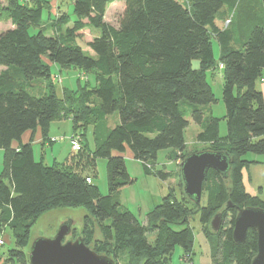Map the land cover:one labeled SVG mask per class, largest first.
Here are the masks:
<instances>
[{
	"label": "trees",
	"instance_id": "16d2710c",
	"mask_svg": "<svg viewBox=\"0 0 264 264\" xmlns=\"http://www.w3.org/2000/svg\"><path fill=\"white\" fill-rule=\"evenodd\" d=\"M109 1L67 0L71 14L61 13L50 23L42 21L48 0H6L0 6V20L11 24L0 32V232L9 228L15 241L5 263L28 264L30 231L42 215L82 208L81 240L116 264L123 253L128 260L122 264H168L176 247L181 259L191 262L190 217L197 216L209 235L217 213L222 217L211 264H250L256 254L255 231L249 229L237 245L232 230L238 208L264 209V197L250 196L242 183V170L251 164L244 156L264 155V99L255 88L264 77V0H249L263 13L244 37L236 36L235 20L245 0H120L116 27L103 20ZM92 28L99 32L81 43L91 51L84 52L77 40L81 31ZM31 29L37 32L30 34ZM213 40L219 48L218 65ZM51 64L82 71L84 86L75 92L64 88L59 97ZM218 67L226 123L222 138L218 119L208 113L215 99L206 79ZM36 79L46 82L47 92L39 97L26 90ZM115 113L117 121L108 127L107 117ZM62 119L71 121L70 140L78 142L79 150L62 163L36 161L31 143L21 144V137L38 129L44 143L50 140V124ZM190 122L197 126L195 142L204 151L225 152L232 159L228 177L207 172L204 203L197 213L182 190L177 198L170 189L141 223L117 199L134 183L125 154L140 164L145 176L166 181L174 174L156 170L157 153L171 149L181 160L195 153L187 152L184 140ZM89 126L93 150L84 144ZM97 159L106 161V194L94 182ZM95 230L101 238L94 237ZM149 234L155 236L152 243Z\"/></svg>",
	"mask_w": 264,
	"mask_h": 264
},
{
	"label": "rangeland",
	"instance_id": "374dc122",
	"mask_svg": "<svg viewBox=\"0 0 264 264\" xmlns=\"http://www.w3.org/2000/svg\"><path fill=\"white\" fill-rule=\"evenodd\" d=\"M50 6L46 7V11L43 13L42 21L50 23L54 21L55 18L60 17L62 13L64 16L66 14H71L70 5L67 0H48ZM6 0H0V6L5 5ZM122 9V1L120 0H111L105 5V10L103 13V20L116 27L117 20ZM46 23L43 25L45 26ZM70 26V22L68 24ZM11 28L10 21L6 18L0 20V32H3ZM63 29V28H62ZM64 30V29H63ZM46 35L51 33L50 30H47ZM30 34H35L36 29H31ZM98 34V30L92 28L90 32L83 30L80 32V40L77 42L81 45L84 52L91 51L84 47L83 42L90 40L92 33ZM96 36V35H93ZM212 49L216 63L219 57V50L217 43L212 41ZM218 65V63L216 64ZM192 67L197 68L198 63L196 61L192 62ZM83 72L78 69H60L58 66H53L51 68V75L53 78V84L56 90V93L59 97H62V89H67L69 91H78L80 87L84 86L85 77ZM55 76H58L57 80L54 79ZM89 78L90 84H93V78L91 75H87ZM80 79V81H78ZM207 82L212 88L215 101L209 106L208 113H211L213 117L218 119V135L219 137H224L226 135V123H225V108L222 102L221 92H222V71L219 70V67L216 68L212 73L208 72L206 74ZM80 86V87H79ZM27 92L34 97H39L44 95L47 92L46 82L41 79H36L28 83ZM262 93V92H261ZM263 98L264 94L262 93ZM116 113L107 117V126L112 127L116 123ZM49 136H53L48 140L51 144H48L44 147H41L39 144L34 143L33 151L34 157L36 160H39L40 154L43 155V162L46 165H52L53 163L65 162L69 154L73 151L70 146V137L72 135V125L71 121L68 119H62L59 121L52 122L49 126ZM93 127H87L85 131L84 144L86 142L89 149L94 148V139H93ZM198 132L197 126L192 122L189 123V126L184 132V140L187 152H198L204 151V145L197 144L195 142V136ZM52 134V135H51ZM51 148V149H50ZM173 150H162L157 153L156 158V170H164L166 173H173L172 178L167 179L166 181H161L153 176H145L142 173L140 164L134 160H130L128 157H125V164L129 175L134 179V183L121 190L117 194L118 201L127 208L131 213H133L137 219L141 222H145V214L151 211L154 207L159 205L162 201V198L167 196L169 190L174 189L176 197L179 198V191L182 190V183L179 179V175L176 172H179V164L181 163L180 156L175 157ZM246 159L252 158V160L264 159V155H253L247 154L244 156ZM55 160V161H54ZM2 157H0V172L2 169ZM263 162V161H261ZM105 159H97L96 171L97 176L94 180L95 184L98 185L100 192L106 194L107 185H106V173H105ZM252 184L255 186L258 191L259 187L264 185L263 164L253 165L250 170ZM257 182H260L261 185ZM258 188V189H257ZM264 197V194L261 195ZM204 203L203 199L201 204ZM193 208L190 212L193 213ZM86 212L82 208H59L51 210L44 215H42L35 225L31 228L29 244L32 243L37 238H51L53 237L57 228L63 222L71 220L73 222V233L67 236L66 240H76L80 238V232L82 229V218ZM190 213V214H191ZM189 227L192 229L194 235V242L192 248V258L191 262L188 258L181 259V250L179 247H176L169 258L168 264H211V251L212 245L217 244L218 237L215 233H210L209 235L205 234L201 229L199 224L198 217L192 215L189 220ZM208 230L211 232L210 226ZM95 238H101L99 231L95 230ZM154 234H149L147 240L149 243L154 242ZM0 239L3 241V245L0 246V264H9L5 263L4 258L7 256L9 250L15 248V241L12 236V233L9 228L4 227L0 232ZM28 247V246H27ZM128 260L127 253L121 254L117 258V264H122Z\"/></svg>",
	"mask_w": 264,
	"mask_h": 264
},
{
	"label": "water",
	"instance_id": "95a60500",
	"mask_svg": "<svg viewBox=\"0 0 264 264\" xmlns=\"http://www.w3.org/2000/svg\"><path fill=\"white\" fill-rule=\"evenodd\" d=\"M232 159L225 152L200 151L187 155L179 164L182 192L188 201L194 204L197 213L202 197V183L207 172L213 170L222 178H227ZM232 206L230 202L227 207ZM221 213L210 221V229L216 233L221 224ZM73 222L67 220L60 224L51 238H37L26 249L28 264H116L106 256L97 254L86 246L81 238L66 240L73 231ZM255 231L256 254L250 264H264V209L238 208L235 215L232 240L241 245L247 231Z\"/></svg>",
	"mask_w": 264,
	"mask_h": 264
},
{
	"label": "crops",
	"instance_id": "0c3cea01",
	"mask_svg": "<svg viewBox=\"0 0 264 264\" xmlns=\"http://www.w3.org/2000/svg\"><path fill=\"white\" fill-rule=\"evenodd\" d=\"M240 5H241V7L239 9V13L237 15V19L235 20L237 22V28H236L237 34H236V36L244 37L248 33V29L250 28V26L253 23L258 21V18L260 17L258 15H260V14L262 15L263 12L261 10L260 5H258L256 3H251V2H249V0L243 1ZM218 50H219V48H218ZM53 66H55V65L51 64L50 65V69ZM255 88L264 94V77L261 80L256 81ZM51 137H53V136L47 135L48 139H50ZM20 142H21V144L31 143L32 149H33L34 143L39 144L41 147H44V146L50 144L49 141H44V143H43L42 134H41L40 130H38V129L36 131H34V132H26L21 137V141ZM13 146L16 147L17 144H13ZM0 157H2V152L1 151H0ZM33 157H34V151H33ZM39 157H40L39 160L42 159V161H43V155L40 154ZM125 157H128L130 160H132L131 159V155H130L129 152H127L125 154ZM34 159H35V157H34ZM244 160H246V161L251 163L246 168H244L242 170V183H243L244 189H245L246 193L249 194L250 196H259L263 200V197L261 196L262 193L258 194V191L256 190L255 186L252 184L253 182L251 180V174H250V172L248 170H250V168L253 165L255 166L256 164L257 165L258 164H263V166H264V159L252 160V158L246 159L244 157ZM36 161H38V160H36ZM261 161H263V162H261ZM263 177H264V173H263ZM257 183H259L261 185L260 182H257Z\"/></svg>",
	"mask_w": 264,
	"mask_h": 264
},
{
	"label": "built area",
	"instance_id": "2783aa9c",
	"mask_svg": "<svg viewBox=\"0 0 264 264\" xmlns=\"http://www.w3.org/2000/svg\"><path fill=\"white\" fill-rule=\"evenodd\" d=\"M70 146L73 151H78L79 150V144L76 140L71 139L70 140ZM3 244V241L0 239V246Z\"/></svg>",
	"mask_w": 264,
	"mask_h": 264
}]
</instances>
